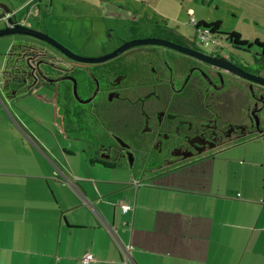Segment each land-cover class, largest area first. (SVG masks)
<instances>
[{
	"label": "crops",
	"instance_id": "1",
	"mask_svg": "<svg viewBox=\"0 0 264 264\" xmlns=\"http://www.w3.org/2000/svg\"><path fill=\"white\" fill-rule=\"evenodd\" d=\"M14 46L2 73L12 70L7 65L20 51ZM2 73L0 264H81L86 254L90 264H264V139L179 172L126 181L81 176L76 149L61 145L56 103L53 120L34 132L19 102L33 90L15 91ZM118 243L131 247L128 262Z\"/></svg>",
	"mask_w": 264,
	"mask_h": 264
},
{
	"label": "flooded vegetation",
	"instance_id": "2",
	"mask_svg": "<svg viewBox=\"0 0 264 264\" xmlns=\"http://www.w3.org/2000/svg\"><path fill=\"white\" fill-rule=\"evenodd\" d=\"M35 1L9 10L13 23L20 22V13L25 22L38 25L43 8ZM43 5L54 9L53 0H43ZM104 6L127 37L113 42L108 34L102 51L80 57H103L143 40L186 52L148 44L107 61L84 63L26 38L21 55L27 62L7 75L15 91L42 86L54 94L62 139L84 145L79 152L88 162L126 164L142 175L167 174L197 168L248 141L264 139V38L235 41L231 33L193 20V37L163 19L137 27L151 17L128 15L116 2ZM24 26L47 35L44 24L42 30Z\"/></svg>",
	"mask_w": 264,
	"mask_h": 264
},
{
	"label": "rangeland",
	"instance_id": "3",
	"mask_svg": "<svg viewBox=\"0 0 264 264\" xmlns=\"http://www.w3.org/2000/svg\"><path fill=\"white\" fill-rule=\"evenodd\" d=\"M26 1L0 0V4L6 6L12 12L20 10ZM36 1L43 8L38 25L29 21L25 22L20 13L17 15V19L26 26L32 24V28L41 30L43 29L42 24H44L46 34L51 39L79 56H92L102 51L100 45L108 42L109 39L106 37L108 34L113 42L116 41V37H127L123 25L115 24V21L109 20V18L113 19L111 17L112 13H110L109 7L104 5H110L111 2L125 6L128 9V15L133 11L136 12L138 17H151L148 22L140 20L141 22L137 24V27L163 19L169 26H179L184 34L193 37L194 32L192 26H190L191 20L207 23L217 21L221 22L220 29L222 33L235 32L241 36V40L249 41L255 37L264 38V0H53L54 9L51 10L44 8L43 0ZM71 5L74 6V9L70 7ZM104 9L105 15H101ZM189 10L191 11L190 16L187 13ZM0 14L5 16V11L0 9ZM99 16H103L104 19H99ZM121 16L123 15L121 14ZM3 19H0V29L4 27ZM24 41L29 42V39L25 37L0 38V75L2 70L5 69L6 56L12 47ZM27 96L26 99L24 98L19 102L24 112L29 115V119L27 116L26 120L31 130L37 132L34 128L37 123H50L53 120L52 112L54 111L55 96L52 92L44 90V88L35 89L31 95ZM42 105L46 109H41ZM42 111L43 113H41ZM47 133L45 132V137L42 133V138L50 143L52 140ZM61 145L68 146L64 140ZM71 145L78 152L77 157L72 158L73 167L76 173L81 176L95 174L98 178L117 181H126L134 175L136 178L140 176L136 172L138 169H132L126 164L118 165L116 170H105L101 167L94 170L89 169L88 166H84V158L79 152L85 146L75 142H71ZM56 150L58 153V149ZM57 158L60 159L58 156ZM61 161L63 162V160ZM63 163L66 164V162ZM66 167H68L67 164ZM97 169L102 172H96ZM62 182L65 183V178L62 179Z\"/></svg>",
	"mask_w": 264,
	"mask_h": 264
},
{
	"label": "water",
	"instance_id": "4",
	"mask_svg": "<svg viewBox=\"0 0 264 264\" xmlns=\"http://www.w3.org/2000/svg\"><path fill=\"white\" fill-rule=\"evenodd\" d=\"M0 9H3L5 11V14H9L10 11L8 8H6V6L1 5L0 4ZM10 25H13L12 27H3L2 29H0V38H6V37H25V38H32L41 42H44L50 46H52L54 49H56L57 51H59L60 53H62L66 58L68 59H72V60H76V61H80V62H84V63H100L103 61H107L110 59H113L115 57H117L118 55H120L121 53L125 52L126 50L133 48L135 46H141V45H148V44H156V45H164L167 47H170L172 49H177L181 52H186L183 49H180L176 46L170 45L168 43H164L161 41H154V40H143V41H134V42H129L125 45H123L121 48L117 49L116 51L103 56V57H97V58H84V57H80L77 56L75 54H73L72 52H70L69 50H67L66 48H64L62 45H60L59 43H57L55 40L51 39L49 36L34 31L32 29H29L28 27H25L23 25L20 24H13L12 20H9ZM17 46V48H19V54L17 56H15L16 58L12 59L7 65L8 69H12V70H21V65L26 63L27 61L25 60V57L22 56L21 54H23V50L21 51L20 48L23 47L22 44H17L15 45ZM14 46V48H15ZM20 65V66H19ZM236 72V71H234ZM237 73V72H236ZM240 75V73H238ZM7 82H4V87L6 89H9V86H6Z\"/></svg>",
	"mask_w": 264,
	"mask_h": 264
},
{
	"label": "built area",
	"instance_id": "5",
	"mask_svg": "<svg viewBox=\"0 0 264 264\" xmlns=\"http://www.w3.org/2000/svg\"><path fill=\"white\" fill-rule=\"evenodd\" d=\"M190 14H191V11H190ZM3 18L4 19L2 21H3L4 27H12L13 26V25H10V23H9V20H11V15L10 14H6ZM13 24H20V25L24 26V24L22 22H15ZM199 40H200V43H202L203 45H206V43H207L206 40L207 39H206L205 36H201ZM4 71H3V73H4ZM66 184H70V182L66 181ZM121 210H122L123 213H127V212H129L131 210V207L128 206V205H121ZM108 231H109L110 235H112V237L115 238L114 232L111 229H109V228H108ZM118 247H120L119 249L121 250V254H122L123 260L128 262L130 260L129 252L131 251V247L130 246H125L124 247V246H121L119 243H118ZM93 261H94V257L92 255H90V254H86L81 259V264H90Z\"/></svg>",
	"mask_w": 264,
	"mask_h": 264
},
{
	"label": "trees",
	"instance_id": "6",
	"mask_svg": "<svg viewBox=\"0 0 264 264\" xmlns=\"http://www.w3.org/2000/svg\"><path fill=\"white\" fill-rule=\"evenodd\" d=\"M3 17H4V15L1 16V18H3ZM201 24L204 25L207 28L212 29V31H217L221 27V23L220 22H214V23H209V24L202 22ZM229 38L230 39H233L235 41H240L241 40V36L239 34H236L235 32L231 33L230 36H229ZM243 43H244V41H243ZM5 71L3 73V76L5 77V79L6 78L8 79V77H7L8 74ZM105 166L106 167H109V168H112V166H110V165H105Z\"/></svg>",
	"mask_w": 264,
	"mask_h": 264
}]
</instances>
